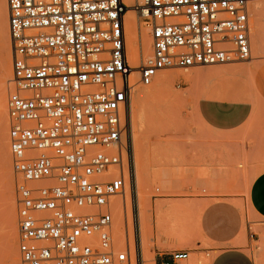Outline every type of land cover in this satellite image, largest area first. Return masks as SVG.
<instances>
[{
  "label": "built area",
  "instance_id": "built-area-1",
  "mask_svg": "<svg viewBox=\"0 0 264 264\" xmlns=\"http://www.w3.org/2000/svg\"><path fill=\"white\" fill-rule=\"evenodd\" d=\"M249 1L142 0L136 9L150 30L151 54L135 80L123 0H7L21 264H144L131 127L135 86L172 67L249 59ZM119 200L123 243L115 235ZM196 250L204 258L193 263ZM213 259L206 247L177 248L155 264Z\"/></svg>",
  "mask_w": 264,
  "mask_h": 264
},
{
  "label": "rangeland",
  "instance_id": "rangeland-1",
  "mask_svg": "<svg viewBox=\"0 0 264 264\" xmlns=\"http://www.w3.org/2000/svg\"><path fill=\"white\" fill-rule=\"evenodd\" d=\"M141 1L134 0L130 12L135 17L138 31L143 32L146 39L151 41L150 30L139 18L136 9ZM249 8V59L227 64L172 67L161 70L158 77L162 80L172 71L181 72L183 76L170 77L167 84L161 83L156 77L150 85L137 84L135 87L132 107L136 111L142 110L140 121H144L145 125L143 132L141 131L145 135L141 138L140 134L138 142L137 118H131L135 135L139 223L144 264H155L160 255H167L173 249H199V241H202L201 247H209L199 232L200 215L209 201L222 199L235 201L248 214V229L245 222L243 232L234 244L243 246L252 255L255 264H264V219L256 216L249 202L247 205L243 198L248 197L252 179L264 170V0H250ZM258 34L263 43L259 54L256 52L258 49L255 42ZM8 36L7 50L0 28V91L6 89L9 97L14 88L13 74L6 76V68L8 65L12 66L9 28ZM188 75L191 76L188 78ZM132 76L135 80L139 77L135 72ZM145 89L155 95L152 100L143 102L144 109H141L143 103L138 104L135 98L139 90L146 91ZM203 96L244 102L249 106L250 113L239 128L229 132H217L205 120V123L201 122L197 115L199 102L205 98ZM137 105L142 107L139 109ZM7 113L8 136L5 140L0 133V264H13V253L18 250L16 174L9 146V112ZM145 117L147 120H144ZM139 145L143 146L146 156L149 157H146L149 165L146 175L139 161ZM214 172H220L221 179L214 186H209L207 182L212 179ZM128 204L129 233L133 242L129 197ZM172 207L181 212L176 220L169 219L165 214ZM145 210L151 221L146 241L142 228ZM115 224V235L123 243L125 212L120 205L115 207ZM217 253L212 252V258ZM203 258V253L197 250L191 254L193 263Z\"/></svg>",
  "mask_w": 264,
  "mask_h": 264
},
{
  "label": "crops",
  "instance_id": "crops-1",
  "mask_svg": "<svg viewBox=\"0 0 264 264\" xmlns=\"http://www.w3.org/2000/svg\"><path fill=\"white\" fill-rule=\"evenodd\" d=\"M203 97L205 98L199 102L202 116L198 109L197 115L201 122L206 121L217 132H229L239 128L250 113L249 106L244 102ZM219 173L214 172L207 185L214 186L221 179ZM243 198L246 203L249 202L253 213L264 219V170L255 175L249 184L248 197ZM247 215L235 201L222 199L207 203L200 215L199 232L210 245L206 248L211 252H218L214 256L213 264H255L252 255L243 246L234 244L242 234L245 222L248 229ZM201 245L202 241H199L200 248Z\"/></svg>",
  "mask_w": 264,
  "mask_h": 264
},
{
  "label": "bare ground",
  "instance_id": "bare-ground-1",
  "mask_svg": "<svg viewBox=\"0 0 264 264\" xmlns=\"http://www.w3.org/2000/svg\"><path fill=\"white\" fill-rule=\"evenodd\" d=\"M123 1L127 5V10L124 13V15H125L124 24L126 26V33H127L126 46H127L128 60H129V63L131 64V67L133 68V73L135 72L136 75H139V72H138L139 63L142 61V59L148 57L151 54V52H150L151 51V41H148L146 39V35H144L143 32L138 31L135 17L130 12L131 11L130 9L132 6L131 4L134 2V0H123ZM7 4H8L7 0H0V28H1V31L3 32L4 45H5L6 49L8 50V46H9V38H8L9 37L8 36L9 22H8V5ZM255 42H256V47H257L256 49H258V50H256V52H257V54H259L261 51L262 44H263L262 38L259 34L257 35ZM12 74H13L12 66L8 65V68H6V76L10 77V76H12ZM163 76H165V75H163ZM175 76H178V78H179L180 76H183V74L181 72H178V71L177 72L172 71L168 76H166V78H162V80H161V78H159L160 76L158 77V75H157V77L161 80V83L163 82V84L164 83L167 84L168 78L175 77ZM190 76L191 75H188L187 77L189 78ZM133 79H135V77ZM156 80H158V79H156ZM157 86H158V84H157ZM164 87H165V85H164ZM148 90H149V88H148ZM150 90H151V87H150ZM154 95L155 94L148 92L147 90L146 91H144V90L140 91L139 90V92L137 93V96H136L137 98H135V99L138 100L137 101L138 104H141V102L146 103V101L152 100ZM137 102H136V104H137ZM7 104H8V93H7L6 89H4V90L0 91V133L2 134L4 140L8 136V126H7L8 125L7 124L8 107H7ZM141 105H137V106H139V109H140ZM142 106H141L142 107L141 109H144V103ZM141 111H136V109L131 106V116H132L131 118L133 119V117H136L138 120V122L136 120V139L138 138V142L140 141L139 138L140 137L143 138L144 137L143 134L145 135V133H142L143 132L142 130L145 127L144 121H143V123H142V121H140V116H142V114L140 115ZM136 112H137V114H136ZM144 120H147L146 117ZM137 123H138V126H137ZM131 127H132V138H133V146H134V153H135V135H134V125L132 126V123H131ZM140 134H142V135L140 136ZM138 149H139V161H140L142 169L146 175L148 172L147 167L149 166L148 162H147V158H149V157L146 156L143 146L139 145ZM145 151H147V150H145ZM135 166H136V156H135ZM136 178H137V172H136ZM137 189H138V185H137ZM117 205H120L122 208H124L122 206L121 200L115 202V207ZM127 205H129V204H127ZM124 212L126 214L125 209H124ZM180 213H181L180 210H178L176 207H172L165 212L166 216L172 220H176V218L179 217ZM147 215L148 214L145 210L144 215L142 217V228H143V234H144V241H146V239L148 238L147 237V230H148L149 221H150ZM13 217H15V216H13ZM116 217H118V216H116ZM139 219H140V213H139ZM10 223H11V220H10ZM8 224H6V225H8ZM9 227H10V225H9ZM8 231L12 232L10 230H8ZM13 255H14V259H13L14 261H12L13 264H21L20 255H19L18 250H15Z\"/></svg>",
  "mask_w": 264,
  "mask_h": 264
}]
</instances>
